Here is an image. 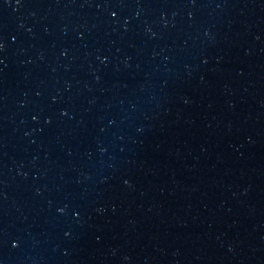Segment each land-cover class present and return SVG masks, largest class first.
<instances>
[{"label":"water","instance_id":"water-1","mask_svg":"<svg viewBox=\"0 0 264 264\" xmlns=\"http://www.w3.org/2000/svg\"><path fill=\"white\" fill-rule=\"evenodd\" d=\"M0 264H264V0H0Z\"/></svg>","mask_w":264,"mask_h":264}]
</instances>
